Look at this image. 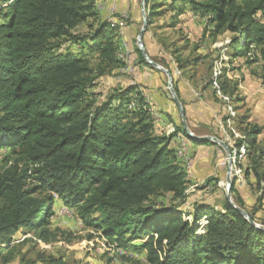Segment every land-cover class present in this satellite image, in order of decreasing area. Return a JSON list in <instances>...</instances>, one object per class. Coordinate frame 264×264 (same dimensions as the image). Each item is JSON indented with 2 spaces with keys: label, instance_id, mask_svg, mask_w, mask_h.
Returning <instances> with one entry per match:
<instances>
[{
  "label": "trees",
  "instance_id": "obj_1",
  "mask_svg": "<svg viewBox=\"0 0 264 264\" xmlns=\"http://www.w3.org/2000/svg\"><path fill=\"white\" fill-rule=\"evenodd\" d=\"M96 1L0 0V152H7L0 157V254L11 250L20 229L41 242L54 237L48 225L58 200L106 245L144 252L146 264H264V225L253 226L227 199L223 210L208 203L183 210L188 171L170 147L182 126L156 133L150 105L133 85L95 99V81L123 65L107 21L86 35L73 32L95 18ZM145 2L147 22L162 5L175 15L189 10L203 18L210 36L229 33V56L252 51L246 59L264 64V21L257 18L264 0ZM66 40L81 52H62ZM88 53L97 60L96 74L83 57ZM174 56L180 70L198 62ZM231 68L222 67L217 77L221 94L230 98L239 91L227 77ZM245 118H235L242 135L235 146L246 142L244 174L260 189L264 142L257 138L264 123ZM230 191L243 208L234 185ZM164 195L169 204L159 206ZM47 264L63 262L50 257Z\"/></svg>",
  "mask_w": 264,
  "mask_h": 264
},
{
  "label": "rangeland",
  "instance_id": "obj_2",
  "mask_svg": "<svg viewBox=\"0 0 264 264\" xmlns=\"http://www.w3.org/2000/svg\"><path fill=\"white\" fill-rule=\"evenodd\" d=\"M137 2H139L138 7L140 8V14L138 17L139 23L133 28L130 27L131 12L129 8V0H97L95 8L96 15L94 16L95 18H91L85 22L79 23V26L73 30V32L77 35H86L87 33H90L96 29L98 23L101 20L107 22L111 20H124V23H126L123 28L116 29L115 34L117 35L116 39L120 44V48L125 50L127 58L129 59V63L134 68V70H123V65L120 66L119 69L117 68L112 72L102 75L100 78H98L95 81L96 85L92 88V91H94L97 95L95 99L98 102L113 90L121 89V87L128 85L139 86V83H137V73L141 72L142 70L137 71V68L140 67L141 69V67H152V65L147 62L145 65L141 66V63L139 62V54L137 52L138 43L136 42V39L143 25V17L141 11L142 2L141 0H138ZM166 2H170V0H166ZM186 12L190 11L186 10L185 13ZM145 15L147 17L146 8ZM188 15H190V13H186L185 16L178 17L179 15H175V12L169 10V8L166 6H159V8L156 7L154 9V13L151 15V23H148L146 31L143 35V42H145V45L147 46V36H155L157 42L162 44L163 50L167 53L170 63L171 61L175 62L174 53L177 55L179 54L182 59L194 58L195 54H197L196 50L199 48H204L205 50L210 47V42L208 40L210 39V30L209 28L205 27V25H201V22L205 23L203 18L200 22H198L199 17L196 16V18H193L190 21ZM257 18L261 21H264V14H260ZM1 20L2 19L0 17V21ZM189 23L191 26H189ZM161 30L167 31L160 33ZM229 37V33H222L218 35L216 42H213V44H215L211 48H215L216 51L214 52L215 57L211 60L213 63L212 66L217 64V66L220 67H228L229 64L226 65L225 62L229 61L228 58L230 51L226 46L229 43ZM61 45L62 46L60 50L62 52L65 50H70L73 53L81 52V49L78 45L70 43L67 40L62 41ZM145 45L143 46L146 51ZM82 52L85 53V51ZM90 55L91 54L88 53L83 55V57L85 56L86 59L88 58V63L92 65L94 73L96 74L98 73L97 60L94 57L95 55H93V57ZM155 58L156 56L152 58L149 57L151 61H154ZM242 58H244L243 63L248 61L250 64L255 65L251 69L252 75L255 80L263 82L264 85V64L259 62H250L245 58V55ZM241 60L237 59L235 62V64L239 65V67H241V64H243L241 63ZM152 69L157 70L154 67H152ZM185 69L196 68H193L192 66V68L187 67ZM240 77L241 73H238V76L233 78V81L239 83L241 81L239 80ZM225 96L228 98L227 103L230 105V107H232L235 115H243L248 111V107H244L238 103L240 102L238 101L240 100L239 91L231 98L228 95ZM218 100L221 101L223 103V107H225L224 104H226V101L219 98ZM223 114H225V108ZM179 126H182L183 131H185L183 123ZM235 129L238 134L241 135L237 125H235ZM261 142L263 143L264 139H262ZM208 144L211 143L209 142ZM179 145L180 143H175L173 145V149L176 150ZM190 152L191 151L189 148V153ZM5 153L7 152H0V157ZM241 161L240 172H234V170H231V186L234 185L235 191L243 201L242 209L246 210L247 213L251 212L255 221L259 225H264V192H262V190H264V182L261 183L260 189L255 188V181L251 177H248V175L245 176L244 174V168L248 161L245 157ZM224 162L225 172L228 165H226L225 160ZM183 165L185 166V164ZM187 171L189 196L185 201L183 210L185 211L191 209L194 203H208L214 206L217 210H223L227 187V182H225L224 176L222 175L221 179H219L210 175L206 178L204 177L203 180L193 181L189 179L191 175L190 173L192 171V163L191 166L188 167ZM168 197L169 195H164V197H160L156 203L159 206H165L166 204H169ZM231 199L233 201L232 193ZM65 207L69 210L67 211ZM54 211L56 213H54V215L51 217L50 223L48 225L50 230H52V232L55 234L54 237L50 238L48 241L41 242L37 240L32 233L24 234L26 233V230L20 229L13 236L15 241L11 245V250H8L7 248L1 250L0 264H47L50 257L62 260L63 264H146L144 252L133 253V251L129 249L125 252L122 250L120 251V249L118 251L115 249V247H110V250H108L107 247L109 246L104 243L97 233H95L91 228L83 226L81 220L78 217L77 211H75L73 208L63 205L61 201H56L54 204ZM45 223L46 221L42 223V226H44ZM111 253L114 255V257L111 256Z\"/></svg>",
  "mask_w": 264,
  "mask_h": 264
},
{
  "label": "crops",
  "instance_id": "obj_3",
  "mask_svg": "<svg viewBox=\"0 0 264 264\" xmlns=\"http://www.w3.org/2000/svg\"><path fill=\"white\" fill-rule=\"evenodd\" d=\"M137 1L138 0H129V8L131 12L130 27L132 28L139 23L138 17L140 14V8L138 7L139 2ZM162 7L165 6L162 5ZM186 13H190V15H188L190 21L193 18H196V15H194L191 11ZM186 13L183 12L178 17L185 16ZM201 20V17L198 18V22ZM201 25H205V23L201 22ZM189 26H191L190 23ZM166 31L167 30H161L160 33ZM217 37L218 36L215 37L213 35L209 37V48L205 50L204 48H199L196 50L197 54L194 53V58L199 59V62L196 65H187L185 67L192 68L193 66V68L196 69L182 68L179 70L175 62L171 61L170 63L167 53L163 50L162 44L157 42L155 36H147V46L143 40L142 42L146 46L145 48L148 57L152 58L156 56L155 60L152 62H156L164 68L166 67L165 69L171 72V81L174 82L175 87L177 88L176 94L179 102L183 105L185 121L187 122L189 130L196 136L212 135L222 141H226L225 139H222L223 136L220 129V120L223 117L222 115H224L223 103L218 100V98L213 94L212 87L207 84L209 77V69L207 68L208 63L209 66L212 64L211 60L215 57L214 52L216 51L215 48L211 47L215 44H213V42H216ZM242 57V55H230L228 58L229 61H223L226 65L229 64L228 67L236 66L227 72V77L233 81V78H236L238 73H241V77L239 79L241 80L239 82L240 100H238L240 102L238 103L244 107H248V111L242 116H245V120L247 121L263 125L264 85L263 82L255 80L252 75L251 69L255 65L250 64L248 61L243 63L244 58ZM237 59H242V62L240 61L243 63L241 64V67L235 64ZM139 62L141 63V66L146 63L143 58H139ZM152 67H141V69L140 67L137 68V71H142L137 73V83H139V86H136V89L142 93L146 102L150 105L153 117L155 118V132H164L165 134H168L172 129L182 124L181 117L175 102L172 100L166 75L162 71H157L158 69H152ZM183 139L187 142L191 151L192 171L189 177L190 180L200 181L203 180L204 177L206 178L210 175L219 179H221V176L223 175L225 178L226 171L224 172V160L226 161V165H228V161L226 160L227 153L225 149L213 142H210L211 144H208L209 142L197 144L193 141L194 139L185 133V131L179 132L171 140L170 147L173 148L175 143H178V141ZM257 139L260 143H262L261 141L264 139V130ZM248 177H251L254 180V176L252 174H249Z\"/></svg>",
  "mask_w": 264,
  "mask_h": 264
},
{
  "label": "built area",
  "instance_id": "obj_4",
  "mask_svg": "<svg viewBox=\"0 0 264 264\" xmlns=\"http://www.w3.org/2000/svg\"><path fill=\"white\" fill-rule=\"evenodd\" d=\"M5 4H2V6H4ZM108 23H110V26L112 28L116 29H121L125 26L126 23H124V20H119V21H115V20H111ZM252 51H247L245 58H252ZM117 57L119 59V61H121L123 63V70H131L133 71L134 68L131 66V64L129 63V59L127 58L126 52L123 48H120ZM221 70L222 67L217 66V64L214 66L213 68V72H212V89L215 92V95L219 98V99H223L224 101H226L225 105V114L223 115L222 119L220 120V129H221V134L223 136L222 139H225L229 150H230V160L232 161L231 164V170H234V172H240V164H241V160L245 157L246 151H247V146H246V142H244L241 145H237L235 146V140L237 139H242V135L238 134V132L235 129V125H236V121L235 118L237 115H235V112L233 111L232 107H230V105L227 103L228 98L221 94L220 92V86L219 83L217 81V77L221 74ZM133 73V72H131ZM134 104H132L133 106ZM178 143H180L179 147L176 149V156L177 158L180 160L181 163L185 164V167L188 170V167L191 166V157H190V153H189V146L187 144V142H185L184 140H180L178 141ZM228 158L226 157V160ZM234 167V169H233ZM66 208V207H65ZM66 210L68 211L69 209L66 208ZM66 211V212H67ZM54 213H56L54 211L53 208V213L49 216V219H51V217L54 215ZM201 225H205L204 220L201 221ZM29 234V233H28ZM109 247L108 250H110V247H113L111 245H107ZM119 251L118 248H115ZM121 251V249H120ZM116 254V253H115ZM111 256L114 257V255Z\"/></svg>",
  "mask_w": 264,
  "mask_h": 264
},
{
  "label": "water",
  "instance_id": "obj_5",
  "mask_svg": "<svg viewBox=\"0 0 264 264\" xmlns=\"http://www.w3.org/2000/svg\"><path fill=\"white\" fill-rule=\"evenodd\" d=\"M142 2V7H141V11H142V17H143V25L142 28L140 29V32L137 36L136 42L138 43V49L141 51V55L143 57V59L151 64L153 67H155L156 69H158L159 71H162L166 77H167V82H168V88L169 91L171 93L172 96V100L173 102H175L180 117H181V122L183 123L184 129L187 133V135L189 137H191L192 139H196L199 141H207V142H213L215 144H217L218 146H220L221 148L225 149L226 153H227V161H228V166H227V170H226V175H225V182H227V187H226V199L227 201L244 217L245 220H248L253 226H255L256 228H261V225H259L257 222L252 221L248 215V213L246 212V210L242 209L241 207L237 206L231 199V192H230V188H231V178H230V173H231V164L232 161L230 160V150L228 147V144L225 141L220 140L219 138H217L216 136H212V135H203V136H196L194 135L188 128L187 126V122L185 121V115H184V108L183 105L181 104V102H179L177 94L174 90V87L172 85L171 82V72L167 69H165L164 67L158 65L156 62H152L149 57L146 54V51L144 49V43L142 42V36L146 31L147 25L149 22H147V17L145 15V0H141Z\"/></svg>",
  "mask_w": 264,
  "mask_h": 264
}]
</instances>
